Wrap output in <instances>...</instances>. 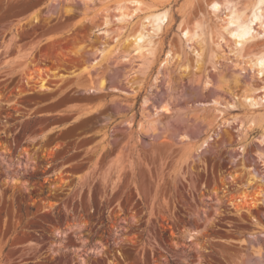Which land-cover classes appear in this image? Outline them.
Wrapping results in <instances>:
<instances>
[{
    "label": "rangeland",
    "instance_id": "1",
    "mask_svg": "<svg viewBox=\"0 0 264 264\" xmlns=\"http://www.w3.org/2000/svg\"><path fill=\"white\" fill-rule=\"evenodd\" d=\"M139 1L0 0V264H264V1Z\"/></svg>",
    "mask_w": 264,
    "mask_h": 264
},
{
    "label": "bare ground",
    "instance_id": "2",
    "mask_svg": "<svg viewBox=\"0 0 264 264\" xmlns=\"http://www.w3.org/2000/svg\"><path fill=\"white\" fill-rule=\"evenodd\" d=\"M264 0H255L254 1V5L253 6H258L259 4H261L262 2H263ZM132 2L133 3H135L136 5H138V4H140V1L139 0H132ZM219 2H217V1H213V3H211V5H210V7L214 10V11H216V9L218 8V7H220L219 6ZM136 8H138V7H136ZM137 10V9H136ZM136 10H134V11H136ZM218 11V10H217ZM232 13L233 12H231V17H230V20H229V23H234L235 21H236V19H237V17H235V16H233L232 15ZM165 14H166V12H159V13H155V14H152L151 15V18L153 19V20H157V19H160V18H162V17H164L165 16ZM252 18H254V19H252ZM255 19H258V15L256 14V13H253L252 15H251V17H250V21L252 22V21H255ZM263 22V21H262ZM262 22H259V26H261L262 25ZM142 28V27H141ZM249 28H250V25H248V24H246V23H238L237 24V26H236V28L234 29V30H232V31H229L230 33H232L235 37L237 36V37H239V41L241 42V41H243V39H245L244 37H245V35L248 33V30H249ZM136 30V29H135ZM185 34H186V36L189 34V30H185ZM184 34V35H185ZM130 35V34H129ZM142 29L141 30H139V31H136V32H134L133 33V35L131 36L132 38H133V48L134 49H136L137 50V52H142V50H144V49H148L146 46H147V44H149L148 42H140L139 41V39H141L142 38ZM193 36V35H192ZM189 38H191V37H189ZM237 41H238V39H237ZM238 41V42H239ZM249 52L251 51V52H255V54L257 55V57H256V59H255V65H260L261 67H262V64H261V61H262V59H260V61H259V58H262L263 56H264V50H263V48H261V47H259V46H257V45H248V47L246 48ZM225 76L226 75H223L222 77H221V79L220 80H222V81H226L227 82V79L225 78ZM227 77V76H226ZM230 77V76H229ZM231 78H232V80L233 81H235L236 83L238 82V77L234 74V75H232L231 76ZM244 92H247V91H244ZM163 107L164 108H166L165 106H164V104H163ZM167 108H168V106H167ZM168 111V110H167ZM166 111V112H167ZM169 112V111H168ZM243 196L246 198V197H248V194L246 193V192H244L243 193ZM251 197V199L253 200V201H259V200H261V199H263L264 198V186L263 185H259L257 188H256V190H255V192H254V195H252V196H250Z\"/></svg>",
    "mask_w": 264,
    "mask_h": 264
},
{
    "label": "snow or ice",
    "instance_id": "3",
    "mask_svg": "<svg viewBox=\"0 0 264 264\" xmlns=\"http://www.w3.org/2000/svg\"><path fill=\"white\" fill-rule=\"evenodd\" d=\"M262 67H264V62H262ZM262 74H264V73H262Z\"/></svg>",
    "mask_w": 264,
    "mask_h": 264
}]
</instances>
